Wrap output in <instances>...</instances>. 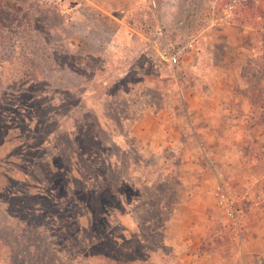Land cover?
<instances>
[{"label":"rangeland","instance_id":"obj_1","mask_svg":"<svg viewBox=\"0 0 264 264\" xmlns=\"http://www.w3.org/2000/svg\"><path fill=\"white\" fill-rule=\"evenodd\" d=\"M158 1L156 8L143 5V17L150 21L151 10L154 16L142 24L144 34L154 36L161 24L176 26L173 36L195 38L178 73L154 55H138L142 38L117 35L118 44L108 46L119 21L89 0H0V96L14 97L11 109L33 119L28 163L19 154L2 161L26 140L23 125L14 129L15 141L0 144V161L9 165H0V189L6 170L16 178L0 195V264H142L160 234L144 228V244L130 234L118 248L109 234L120 235L121 206L155 227L192 192L223 226L213 207L217 182L236 191L257 185L264 173V89L254 84L264 82V0L243 12L248 26H239L246 30L239 43L246 50L230 58L209 53L211 78L253 80L254 114L223 118L225 132L218 134L214 118L197 117L204 131L193 132L183 101L189 91H202L195 86L201 70L190 63L203 40L198 18L206 0ZM135 122L149 126L147 135L135 138ZM109 218L117 222L110 229ZM255 227L239 264H264V225Z\"/></svg>","mask_w":264,"mask_h":264},{"label":"crops","instance_id":"obj_2","mask_svg":"<svg viewBox=\"0 0 264 264\" xmlns=\"http://www.w3.org/2000/svg\"><path fill=\"white\" fill-rule=\"evenodd\" d=\"M126 1L127 3L122 4V0H101V2L89 0L90 3L108 14L110 21L112 17L119 21L116 29L118 34L114 33L111 36L107 43L108 46L111 47L114 44H118L115 41L117 35L119 36L118 38H123L128 42H133L134 40L135 43L137 41L140 42L142 38L145 46V39L149 37L144 34L141 26L143 23L148 25V22H151L143 17L144 4L142 0ZM120 5H125V7L121 6L120 8ZM205 7L208 8L207 4ZM243 14L241 11L233 18H225L223 23L214 27L206 24L207 20H209L208 17L201 19L199 26L202 27L200 35H203V40H200L199 53L197 56H192L190 65L192 67L197 66L201 70L198 79L199 83L195 86L199 85L202 91L191 90L183 95L187 112L192 119L191 129L193 132L204 131L203 128L205 126L198 124L197 117L205 121H208V118H214V121L217 122L214 131L218 134L225 132L223 128H219V126H222L223 118H239L254 114L255 109L250 103L252 97L249 96L251 93L250 86H253V82H251L253 80H251L250 75H238L236 80H232L223 76L217 79L211 78L206 74L209 68L210 52L215 53V51H218L224 58H230L231 54L239 53L241 49H245L239 43L241 41L239 38H241V35L244 36L246 31L241 32L239 26H248L242 23ZM210 17L212 19V16ZM167 29L178 30L176 26L171 25ZM134 51L138 52V55H140V51L147 53L142 45L139 47L136 45ZM191 55V53L187 55L184 65L187 64V59ZM241 67L237 66L236 68L239 69ZM241 69L240 71H242ZM254 86V88L261 86L264 89V82L260 85L255 82ZM231 100L232 105H229ZM133 126L132 131L133 135L136 136L135 138H139L143 134L147 135L150 131L149 126L145 123L138 125L135 122ZM217 140L222 142L220 137ZM212 199L214 211L222 218L223 226H218L212 218L214 216L210 215V213H205L196 202L193 193L187 192L172 208L170 216L155 227L150 222L141 225L139 220L135 219V213L131 209L128 210L130 208L129 205L121 206V212L115 211L118 214L116 218L120 227V235H109L117 242L119 236L126 239L128 235L134 234L139 239V243L144 244V228H150L149 234L152 236L159 233L160 237L156 243L157 246L150 249L146 257L147 260L142 262V264H239L238 257L242 259L245 255L242 254L244 251L239 252L240 247L244 249L249 244L251 236L258 229V227H255L256 224L264 225V216L260 215V212H264V206L249 207L244 219V241L238 244L226 227L224 218L217 211L213 197ZM117 222H115L114 218L113 221L109 218L108 223L110 226L108 229L117 224ZM224 231L226 233L229 232L230 240L225 237ZM231 240H233L234 245L239 246L234 251L230 249ZM142 249L143 251L149 250Z\"/></svg>","mask_w":264,"mask_h":264},{"label":"built area","instance_id":"obj_3","mask_svg":"<svg viewBox=\"0 0 264 264\" xmlns=\"http://www.w3.org/2000/svg\"><path fill=\"white\" fill-rule=\"evenodd\" d=\"M147 1L153 8L157 7L158 0ZM260 1L206 0L208 8L198 20L201 22V19L208 17L206 24L214 27L223 23L225 18H233L247 5H259ZM262 32L264 33V26ZM194 48L195 38L185 34L173 36L171 30L161 24L154 36L145 39V51L170 66L175 73L184 69L186 57ZM256 183L255 188L248 187L236 191L227 182L218 181L212 192L217 211L224 218L226 227L238 243L244 241V219L249 207L264 206V173ZM260 215L264 216V212H260Z\"/></svg>","mask_w":264,"mask_h":264},{"label":"flooded vegetation","instance_id":"obj_4","mask_svg":"<svg viewBox=\"0 0 264 264\" xmlns=\"http://www.w3.org/2000/svg\"><path fill=\"white\" fill-rule=\"evenodd\" d=\"M11 89H15V87H11ZM14 97H11L10 95L7 94H2L0 96V129L3 130V132H1L0 136V144H4L5 141L11 143L13 141H15V135L16 133H14V129H16L17 127L19 128L21 125H23L20 128V133L25 134V138L26 140H24V142H21V145H15V146H11L13 147V150L9 152V154L7 155V158H3L2 161H11L10 155H20L21 157H23L24 159V163H28L27 162V150L30 149L29 146L26 145V141H27V137H30V133L32 132V126L31 123L33 121L31 114L28 112H25L24 110H13L11 109V100ZM3 101V102H1ZM13 102V101H12ZM8 133H10L8 135ZM0 165H6L9 166L7 163L5 162H1L0 161ZM16 165V164H13ZM1 168V166H0ZM8 170H6L3 174V177H6ZM27 173H25L26 175ZM12 187V185H11ZM26 190L28 188V186H25ZM29 189V188H28Z\"/></svg>","mask_w":264,"mask_h":264},{"label":"trees","instance_id":"obj_5","mask_svg":"<svg viewBox=\"0 0 264 264\" xmlns=\"http://www.w3.org/2000/svg\"><path fill=\"white\" fill-rule=\"evenodd\" d=\"M142 2H143V4H145L146 6H150V3H149V1H147V0H142ZM258 6H252V5H247L246 7H244L243 9H242V13L243 12H245V11H248V10H250V9H252V8H257ZM149 17H151V19H150V22L152 23L153 22V20H154V16H153V12H152V10H151V16H149ZM155 33V32H154ZM4 79H7L8 80V78L7 77H3ZM1 132H3V130L2 129H0V133ZM10 133H8V135H9ZM3 146V145H2ZM3 176V175H2ZM4 178V181H5V186L3 185V187L0 189V195H3V194H9V192H10V190H11V184L9 185V182H11L12 180H16V178L15 177H13V176H11V174H7V176L6 177H3ZM132 210V209H131ZM133 211V210H132ZM134 213H135V219L137 218L138 219V213H137V211H133ZM105 218V217H104ZM139 220V219H138ZM139 222H140V220H139ZM141 225H144V223H143V221L140 223ZM148 229H150V228H148ZM106 231V230H105ZM106 233H108L107 231H106ZM116 235V234H115ZM118 235V234H117ZM127 239V238H126ZM124 241H125V239L124 238H121L120 236L117 238V242L116 241H114L113 240V242L116 244V246L118 247V248H120V249H122L124 246L122 245L123 243H124ZM139 243V242H138ZM143 246V245H142ZM143 248V247H142ZM126 259H128V258H126Z\"/></svg>","mask_w":264,"mask_h":264}]
</instances>
